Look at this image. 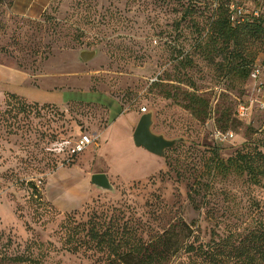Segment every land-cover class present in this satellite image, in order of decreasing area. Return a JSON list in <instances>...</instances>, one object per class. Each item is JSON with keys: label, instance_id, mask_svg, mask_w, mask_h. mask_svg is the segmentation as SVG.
Listing matches in <instances>:
<instances>
[{"label": "rangeland", "instance_id": "1", "mask_svg": "<svg viewBox=\"0 0 264 264\" xmlns=\"http://www.w3.org/2000/svg\"><path fill=\"white\" fill-rule=\"evenodd\" d=\"M242 4L248 11L256 6ZM187 5L54 0L42 19L31 20L0 4L1 253L42 252L40 264H107L63 250L60 225L68 215L84 222L93 210L112 207L138 219L147 233L181 219L197 222L207 240L210 226L188 198L200 180L197 199L209 201L225 225L264 200V189L246 177L206 170L213 152L227 160L247 141L264 150V51L243 82L197 46L211 13L193 11L185 19ZM84 50L97 54L83 62ZM181 90L208 102L205 121L178 106L172 95ZM240 104L248 108L243 119L236 114ZM142 109L153 112L154 133L184 139L167 157L134 145ZM217 132L227 138L220 141ZM83 135L92 143L75 152ZM94 174H105L112 191L96 189ZM182 260L175 255L168 264Z\"/></svg>", "mask_w": 264, "mask_h": 264}, {"label": "trees", "instance_id": "2", "mask_svg": "<svg viewBox=\"0 0 264 264\" xmlns=\"http://www.w3.org/2000/svg\"><path fill=\"white\" fill-rule=\"evenodd\" d=\"M232 1L186 0L188 5L183 17L193 19V11H210L206 38L202 39L200 33L196 44L206 50L208 56L220 58V64L244 82L249 78L258 55L264 51V4L258 7V17L249 13L243 21H231ZM234 1L246 7L242 0ZM53 2L39 19L50 12ZM0 4H5L10 11L12 1L0 0ZM172 97H176L178 106L194 119L205 121L208 102L203 98L185 90ZM237 118L240 119L238 115ZM210 158L206 165L208 174L215 175L217 171L233 173L264 189V150L252 142L243 143L227 160H223L218 152L211 153ZM196 182L191 186L192 193L188 198L194 211L199 214L203 211L210 226L207 240L197 222L188 224L181 219L161 231L154 229L147 233L143 225L137 223L138 219L127 216L120 207H112L100 212L93 210L84 222H77L73 214L66 216L60 225L62 249L71 254H89L97 257L98 262L107 264H168L175 255H184V261L179 264H264V200L258 198L250 203L247 215H235L237 225H225L209 201L197 199L204 184L202 180ZM154 218L161 219L160 216ZM43 247V244L38 245L37 249L41 251ZM41 253L30 250L24 255L8 256L0 251V263L40 264Z\"/></svg>", "mask_w": 264, "mask_h": 264}, {"label": "water", "instance_id": "3", "mask_svg": "<svg viewBox=\"0 0 264 264\" xmlns=\"http://www.w3.org/2000/svg\"><path fill=\"white\" fill-rule=\"evenodd\" d=\"M96 51H81L80 58L88 62L96 56ZM154 114L152 111L144 112L140 116L132 134L133 143L137 148H142L149 154L164 158L167 151L176 148L184 139H168L163 134L153 131ZM91 184L101 191H112L113 187L105 174H94L90 177Z\"/></svg>", "mask_w": 264, "mask_h": 264}, {"label": "built area", "instance_id": "4", "mask_svg": "<svg viewBox=\"0 0 264 264\" xmlns=\"http://www.w3.org/2000/svg\"><path fill=\"white\" fill-rule=\"evenodd\" d=\"M256 6L253 10L248 11L246 8L242 7L241 5L237 4V1H232L230 4V13H231V21H243L246 14L251 13L253 16L258 17L260 15V11L258 9L260 4H264V0H255ZM259 72L255 70L253 72V77L257 78ZM142 113L146 112L145 109L141 110ZM248 114V108L245 105H238L237 108V115L240 119H243ZM231 136V135H229ZM216 137L220 141H224L227 138V135H223L220 132L216 133ZM92 139H90L87 135H83L79 138L75 146V152H81L85 150L89 145H91Z\"/></svg>", "mask_w": 264, "mask_h": 264}, {"label": "crops", "instance_id": "5", "mask_svg": "<svg viewBox=\"0 0 264 264\" xmlns=\"http://www.w3.org/2000/svg\"><path fill=\"white\" fill-rule=\"evenodd\" d=\"M10 13L14 16L36 20L50 6L52 0H41V5L36 6L39 0H11ZM40 3V1L38 2ZM39 7V8H38Z\"/></svg>", "mask_w": 264, "mask_h": 264}]
</instances>
